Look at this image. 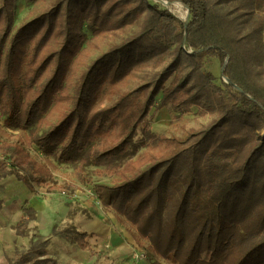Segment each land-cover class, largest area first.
<instances>
[{
    "label": "trees",
    "instance_id": "1",
    "mask_svg": "<svg viewBox=\"0 0 264 264\" xmlns=\"http://www.w3.org/2000/svg\"><path fill=\"white\" fill-rule=\"evenodd\" d=\"M14 1L2 0L0 5V58L5 54L0 77V100L5 99L4 125L0 126V180L16 174L28 184L45 186L53 178L52 170L36 160L22 142L10 141L11 134L3 127L27 129L39 114L48 111L51 91L62 87L68 55L76 47L78 22L80 26L84 23L82 13L76 9L85 0H57L15 32ZM165 1L184 3L190 20L183 22L154 2L140 0L139 5H145L148 11L140 30L89 65L76 83L72 107L42 135L30 136L27 145L49 150L68 136L60 155L73 157L83 154L100 134L116 135L115 141L101 150L93 154L88 151L96 159H110L126 152L130 138L145 124L153 106L161 108L172 103L178 107L203 104L215 108L218 116L206 127L180 137L161 136L162 141L172 144L169 151L151 157L140 155L124 166L132 175L123 171L124 181L99 184L97 192L107 209L117 217H125L136 242L143 244L146 240L168 264H264V65L259 60L264 36L253 37L264 28V0H237L234 5V12L256 13L252 30L245 33L231 15V0ZM129 4V0H94L90 22L98 26V31L118 8ZM223 4H230V9L222 10ZM138 7L132 8L137 18ZM59 15L65 19L64 29H60L64 38L40 55ZM41 26L44 28L33 53L25 58L26 39ZM174 26L178 29L176 58L159 76L122 91L116 101L88 114V98L103 84L105 78L98 73L105 65L111 59L117 60L110 68L111 83H115L133 67L137 53H165ZM208 55L220 59L222 77L226 78L223 85L217 84L214 74L205 69ZM179 59L190 65L191 80L166 88L164 82ZM18 60L26 64L25 83L30 90L47 63L55 61L47 81L20 106L13 81ZM20 168H30L31 176L21 174ZM26 227L27 217L17 224L21 232ZM70 233L73 242L98 255L87 241L89 233L75 229ZM46 242L32 240L8 264L53 261L41 257ZM206 247L211 248L209 258L202 257Z\"/></svg>",
    "mask_w": 264,
    "mask_h": 264
},
{
    "label": "rangeland",
    "instance_id": "2",
    "mask_svg": "<svg viewBox=\"0 0 264 264\" xmlns=\"http://www.w3.org/2000/svg\"><path fill=\"white\" fill-rule=\"evenodd\" d=\"M56 1L57 0H15L14 32L21 24L46 11L53 6ZM129 1V5L118 8L113 17L104 21L98 31H96L98 26H93L92 22H90V5L94 0L79 2L76 10L78 14L82 13V22L84 23L80 26V22H78L79 34L76 33V47L68 55L62 87H55L51 91V101L48 111L44 114H39L27 129L15 130L3 127L11 134V137L8 138L10 141L17 140L22 142L36 160L52 170L53 178L50 179L45 186H39L32 182L28 184L19 180L16 174H9L0 180V192L4 193L0 195V214H3L6 219V222L3 223L5 226L4 230H2L4 226L1 225L0 221V235L5 231L10 230V228H12L13 234L21 232L16 226H13V220L17 213V207L20 208L27 205L28 200L22 199L18 200V203H16L14 198H17L20 192L24 190L26 193L31 194L35 199V204L41 212L48 208L50 210V215H45L49 218L53 215L58 220V223H56L55 227L52 229L54 233L63 231L70 236V230L76 229L75 224L77 223V217L79 215H84L86 217L87 215L91 216L90 212L91 214L112 213L118 224L129 232V235L132 238V245L135 248L134 253L143 252L145 254V259L148 262L147 264H156V262L168 264L151 250L149 243L146 240L143 241V244L136 242L132 236L131 227L125 217H117L114 212L110 211L103 205L97 192V186L99 184L112 185L124 181L121 172L125 171L126 175H132V173L125 170V164L137 160L140 158V155H148L151 157V155L155 156L169 151L172 148V144L162 141L160 139L161 136L175 135L180 137L190 130H199L206 127L218 116L215 108L203 104L192 105L190 107H178L172 103L161 108L153 106L145 119V124H141L137 128L136 133L130 138L126 152L110 159H96L95 157L90 156L88 151L93 154L94 152L101 150L103 147L113 143L117 137L116 135L100 134L90 143L83 154H75L76 156L73 155V157L66 155L63 157L60 155L61 147L67 141L68 136L63 139V143L58 141L56 144H53V147L49 150H43L37 146H28L26 142L30 136L42 135L50 129L56 122H58L65 111L72 107V96L75 93L76 83L80 79L82 73L96 58L107 50L132 37L140 30L148 11L145 5H139L141 4L140 0ZM1 2L2 0H0V5ZM103 2L104 6L106 1ZM150 2H154L159 5L160 8L167 9L183 22H188L191 18L187 6L182 2L183 10L187 13L188 19L183 20L174 12V3L180 1L169 3L165 0H150ZM230 2H232L231 15L235 16L242 33L251 31L253 28V20L256 18V13L240 14L239 12H234L233 7L237 0H231ZM135 6H139L137 10L140 13V17L138 18L133 13L134 9L132 8ZM221 6L222 10L225 8L226 10L230 9L228 8L230 4H223ZM174 25L176 26V23H174ZM2 26L3 22L0 19V32ZM64 26V16L59 15L55 21L49 39L40 50V55H44L47 51L56 47L59 44V41L64 38V35L61 34ZM175 26L170 29V35L172 37L170 38L171 43L165 53L156 54L153 51L137 53L132 61L133 67H131L128 72L125 71L115 83H111L112 70L110 68L117 63V60L115 58L111 59L110 62L105 65V68L98 73L99 76L105 78L103 84L100 85L99 90L94 88L96 85H92L94 91L89 96L87 102L88 106L86 107L89 110L88 114L116 101L122 91L132 88L145 80L152 78L156 79L159 76V73L174 58H176L177 43L175 40V34L178 29H176ZM43 28L44 27L41 26L26 39L25 58L33 53V48L39 39ZM60 29L62 30L60 31ZM260 36H264V28L253 34L254 38ZM7 46L8 43L6 44V47ZM4 58L5 54L3 53L0 58V77L4 69ZM184 60L185 59H179V64L176 65L175 69L169 72V77L164 82L166 88L182 80H186L187 84H189L191 77L188 74L191 68ZM259 60L264 65V44L261 47V56L259 57ZM54 65V60L47 63L33 85L32 90H30L25 83L26 64L21 60H18V62L15 63L13 81L18 93L19 106L33 96V90L39 89L40 85L47 81L52 73ZM205 69L214 74L215 82L217 84L223 85V80L226 81V78L222 77V63L216 55H208L205 57ZM160 98L161 94L157 97V104L160 101ZM4 103L5 99H1L0 126L4 125L5 116L2 115ZM2 156L3 154L0 151V159H3ZM148 165L149 164L144 165L141 169H145ZM18 171L27 177L31 176L30 168H20ZM11 180H13V182H10ZM50 187L54 189H50ZM4 210H6V213H4ZM26 217L28 225L26 231L29 236L32 235L37 241L45 239V236L40 235L41 233L38 232L39 230L37 228L39 224V211L30 209L26 213ZM9 244L10 243L6 241L1 243V245H5L6 247ZM26 249L27 247L21 250L16 247L13 251L6 252V256L11 260L14 257V252L16 253ZM210 253L211 248L206 247L202 253V257L209 258Z\"/></svg>",
    "mask_w": 264,
    "mask_h": 264
},
{
    "label": "crops",
    "instance_id": "3",
    "mask_svg": "<svg viewBox=\"0 0 264 264\" xmlns=\"http://www.w3.org/2000/svg\"><path fill=\"white\" fill-rule=\"evenodd\" d=\"M10 182H13V180ZM2 193L3 192H0V195H2ZM22 199H27L28 204L20 208L17 207V213L16 216H14L13 226L17 227V224L20 223L23 218H26V213L30 209L39 211V224L37 227L39 230L38 232L41 233L40 235L45 236V239H47L44 247L45 255L41 257L53 259V261H50L47 264L148 263L146 259L136 257L137 253H134L135 248L132 245V238L130 237L129 232L118 224L112 213L91 214L90 212L91 216L87 215L85 217L84 215H79L77 217L75 230L89 233L87 241L90 243L95 252L98 253V255H94L90 250L83 249L78 243L73 242L63 231L54 233L52 229L55 227L56 223H58V220L53 215L50 216V218L46 216L47 214L50 215V210L48 208L41 212L35 204V199L31 196V194H28L23 190L17 198H14V201L18 203V200ZM25 209H27V211H25ZM4 213H6V210H4ZM0 216L1 225L4 226L3 223L6 222L5 216L3 214H0ZM4 229L5 226L2 230ZM26 230L27 227L23 232L13 234V230L10 228V230L5 231L0 235V264H8L10 261H13L17 255V252H14L13 259L9 260L6 256V252H11L16 247L20 250L25 247L28 248L32 240L36 241L32 235L29 236ZM3 241L10 244L7 247L5 245H1Z\"/></svg>",
    "mask_w": 264,
    "mask_h": 264
},
{
    "label": "bare ground",
    "instance_id": "4",
    "mask_svg": "<svg viewBox=\"0 0 264 264\" xmlns=\"http://www.w3.org/2000/svg\"><path fill=\"white\" fill-rule=\"evenodd\" d=\"M175 9L174 12L176 13L177 16L182 18L183 20L188 19L187 13L183 10V4L181 2H175L174 3ZM78 248V247H76Z\"/></svg>",
    "mask_w": 264,
    "mask_h": 264
},
{
    "label": "built area",
    "instance_id": "5",
    "mask_svg": "<svg viewBox=\"0 0 264 264\" xmlns=\"http://www.w3.org/2000/svg\"><path fill=\"white\" fill-rule=\"evenodd\" d=\"M136 257L137 258H142V259H145V254L142 252V253H137L136 254Z\"/></svg>",
    "mask_w": 264,
    "mask_h": 264
}]
</instances>
